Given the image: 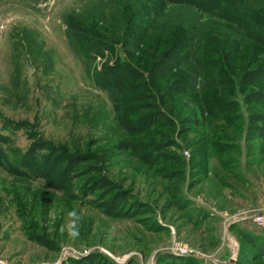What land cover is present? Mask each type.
Listing matches in <instances>:
<instances>
[{
  "label": "rangeland",
  "instance_id": "rangeland-1",
  "mask_svg": "<svg viewBox=\"0 0 264 264\" xmlns=\"http://www.w3.org/2000/svg\"><path fill=\"white\" fill-rule=\"evenodd\" d=\"M218 12L163 0H0V264H69L90 253L178 264L183 247L185 264H250L239 231L264 229L232 221L264 210V45L254 35L264 0H228ZM70 20L84 29L74 44ZM185 29L195 37L187 62L151 66L170 56L158 33ZM210 37L228 53L205 48L202 68ZM90 42L98 50L83 53ZM116 65L142 79L112 78L106 67ZM151 75L156 87L143 92ZM110 83L121 87L113 100ZM165 109L170 124H149ZM44 155L57 158L54 172ZM66 159L78 165L62 177ZM72 210L82 217L76 238L61 227Z\"/></svg>",
  "mask_w": 264,
  "mask_h": 264
},
{
  "label": "trees",
  "instance_id": "trees-1",
  "mask_svg": "<svg viewBox=\"0 0 264 264\" xmlns=\"http://www.w3.org/2000/svg\"><path fill=\"white\" fill-rule=\"evenodd\" d=\"M226 1H228V0H163L164 3L169 4L171 6H187V7L189 6V7L193 8L194 10H196L197 12H201L204 14H206V13L208 14V12H210L211 13L210 15L219 13L218 12L219 8L222 9L223 6L225 5ZM218 3H219V6H217V9L216 10L214 9L212 11L211 7H214ZM132 13H133L132 11H128V14L126 15V17H124V20H126L127 22L128 21L130 22L132 20V17H133ZM258 18L260 20V23H262L261 25H264V15L263 16L260 15V16H258ZM245 19L246 18L242 17V15H241V23H240L241 25H243L244 22L248 21L247 19L246 20ZM70 22H71V25H70V30L68 31L69 32L68 33V39L70 40L71 43H73V42L76 43V40L78 39V37H80L82 32H84L83 31L84 29L82 27H80L79 23L74 22L72 20H70ZM141 23L142 24L140 26H138L137 29H140V31H142V29H143L144 32H146V30H147L146 29V27H147L146 21H141ZM190 25H192V24H190ZM131 26L132 25H130V28H131ZM182 26H184V25H180V29L183 28ZM135 28L136 27H134V30H135ZM187 29H185L183 31L177 30V31H175V33H171V31L164 32V34L159 32L157 35L158 42H160V41H165L167 43L170 42L169 44L172 45V46H170V48H166V50H164L165 52H163V55L165 53L169 52L170 56L165 57L166 59L164 61L161 59L160 62L156 61V62H152V64L148 63V64H146V68L149 67V64L151 66L163 65L165 68H177V67H180L182 63L187 62V59L189 57L188 52L190 53V51L195 46L192 43L194 41L195 37H193V33L191 31L190 32L187 31ZM163 30H164V27H163ZM254 33H256L254 35L256 36L255 39L257 40V42H259L261 45H264V30H259L258 33H257V31H254ZM84 35H86L88 37L93 36L92 33H90V32H86V33H84ZM203 41H204L203 44H201L202 55L199 56L197 59V62L199 63L200 67H202V68L205 67L206 64L210 63V61L208 60L209 55H206L203 53L205 48H207L206 49L207 52H210V53L213 52L216 55H220V56H224L225 54L228 53V52L224 51L226 49L225 45H222V43L220 44L217 41V39H214L213 37L204 38ZM131 42H133L132 39H131ZM131 42H130V44H131ZM92 45H93V42H90L89 44H87L83 47H80V49L83 51V53L86 52L87 54L97 51L98 48H94ZM218 46H220V47L217 49L216 47H218ZM156 50H157V48H156ZM217 50H219V52H217ZM218 64L219 63L217 62V65ZM120 67H123V68H120ZM106 73L109 74L112 78H115L114 77L115 75L123 74L121 78H122V81H124V82H128V80H130V79L133 81L134 80L138 81V80L142 79L141 75L136 70L132 69L129 66L127 67L125 65H121V66L116 65L115 67H106ZM224 73H225V69H223V68L218 71L219 76H221V74H224ZM261 73L262 72H260V71H254L253 74L254 75H256V74L261 75ZM100 80L103 81L104 80L103 77H101ZM110 81H111V79H110ZM155 82H156V78H154L152 75H151L150 80L148 78L147 81L146 80L142 81L141 84H142V86H144L143 92H153L154 88L156 87ZM150 83H151V86L153 85V87H149ZM133 87H136V86H133ZM120 88H121L120 86L113 85L112 83H110L109 93H110L112 100L115 99V97H117V95L119 94ZM148 96H149V97H147L148 99L156 101L155 95H148ZM164 103L165 102H163L162 105L166 106ZM156 106H158V105H156ZM166 112H167V109H165V111L157 110V111H155L149 115L151 118H147V121L150 120L149 124H151L153 122H157V123L165 122L168 125L171 123V119L168 117ZM11 127L14 128V130L16 129L15 125H12ZM5 140L6 139L4 137L0 136V142H4ZM33 152L35 153L36 150H34ZM20 159H21V157L13 162V160H15V159H10L9 157H6L4 160L1 158V162L3 164L9 163L11 165H15L16 167H18L21 171H23L25 173L29 168V164H27L28 168L24 167V166L20 167L21 166L20 164L26 165L25 163L20 161ZM41 159H42L41 163L46 165V167L51 172H54L55 169L57 168L58 164H59L58 162L55 161L57 158L51 159V156H49V155H44V157ZM66 160L65 161L63 160L65 165H63V167L61 169V171H64L61 174L62 177H64V175H66L67 172L70 171L73 167L78 165L76 162H74V160H68V159H66ZM79 162H81V161H79ZM32 168L34 169V171H36L35 167H32ZM63 180H64L63 183L65 184V182H67V179L63 178ZM239 233H240V235H239L240 237L245 238V242L250 246V249L253 252V255L250 258V260L248 261V263L256 264V262L258 260L259 262H262L264 264V234L255 233V232H252L248 229L239 231ZM174 260L177 261L178 264H185L187 261L190 260V258H188V257L174 258ZM237 261H238V258L236 259L234 264H236ZM69 264H115V263L110 261L109 259H107L101 253H90V254L84 256L83 258H81L77 261H70Z\"/></svg>",
  "mask_w": 264,
  "mask_h": 264
},
{
  "label": "built area",
  "instance_id": "built-area-1",
  "mask_svg": "<svg viewBox=\"0 0 264 264\" xmlns=\"http://www.w3.org/2000/svg\"><path fill=\"white\" fill-rule=\"evenodd\" d=\"M240 221H250L253 225H255L256 227L262 228L264 229V210L261 211H256L250 215H247L245 217H239V218H235L232 222L236 223V222H240ZM180 253H176L177 256H181V257H189L191 256L190 253H188V249L187 248H180L179 249Z\"/></svg>",
  "mask_w": 264,
  "mask_h": 264
},
{
  "label": "clouds",
  "instance_id": "clouds-1",
  "mask_svg": "<svg viewBox=\"0 0 264 264\" xmlns=\"http://www.w3.org/2000/svg\"><path fill=\"white\" fill-rule=\"evenodd\" d=\"M67 223L62 225V229L67 232L71 238H76L79 236V225L82 220V217L76 210H72L66 213Z\"/></svg>",
  "mask_w": 264,
  "mask_h": 264
},
{
  "label": "water",
  "instance_id": "water-1",
  "mask_svg": "<svg viewBox=\"0 0 264 264\" xmlns=\"http://www.w3.org/2000/svg\"><path fill=\"white\" fill-rule=\"evenodd\" d=\"M234 262V260L233 259H231L230 261H229V263L228 264H232Z\"/></svg>",
  "mask_w": 264,
  "mask_h": 264
},
{
  "label": "crops",
  "instance_id": "crops-1",
  "mask_svg": "<svg viewBox=\"0 0 264 264\" xmlns=\"http://www.w3.org/2000/svg\"><path fill=\"white\" fill-rule=\"evenodd\" d=\"M230 261V260H229Z\"/></svg>",
  "mask_w": 264,
  "mask_h": 264
}]
</instances>
